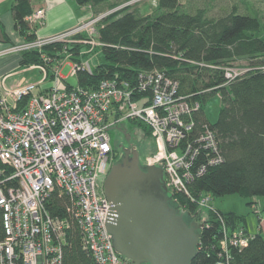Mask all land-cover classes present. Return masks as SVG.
I'll return each mask as SVG.
<instances>
[{
    "label": "built area",
    "instance_id": "obj_1",
    "mask_svg": "<svg viewBox=\"0 0 264 264\" xmlns=\"http://www.w3.org/2000/svg\"><path fill=\"white\" fill-rule=\"evenodd\" d=\"M111 12L4 50L41 52V63L27 66L39 70L41 80L11 86L0 82V264H63L68 216L96 264H133L111 243L104 226L110 206L102 187L98 192L99 178H105L115 162L109 130L125 121H138L149 129L156 151L142 163L162 166L165 185L175 200L176 194L184 193L192 201L185 183L222 161L213 131L205 124L195 131L192 115L199 104L179 95L178 82L163 72L140 71L134 83L102 79L94 89L65 82L79 72L92 75L84 58L104 46L97 25ZM44 17L45 9L38 8L25 21L33 27ZM59 43L63 57L59 52L56 57L42 53L44 46ZM75 45L83 46L76 55L66 50ZM75 57L79 60L71 59ZM65 66L69 68L62 75ZM246 71L228 66L224 79L233 80ZM49 77V87L37 92ZM200 154L203 161L195 165ZM54 192L67 197L66 217L51 215L45 205ZM209 200L208 195L202 197L198 208ZM222 233L220 249L226 258L230 246L243 248L252 236L243 229L228 233L224 227Z\"/></svg>",
    "mask_w": 264,
    "mask_h": 264
},
{
    "label": "trees",
    "instance_id": "obj_2",
    "mask_svg": "<svg viewBox=\"0 0 264 264\" xmlns=\"http://www.w3.org/2000/svg\"><path fill=\"white\" fill-rule=\"evenodd\" d=\"M78 6H89L94 15L120 6L115 0H74ZM131 0H125L127 3ZM137 3V2H136ZM11 11L16 30L26 41L35 38L33 27L25 16L32 13L31 0H13ZM258 17L235 10L210 17L205 10L186 11L179 0H155L152 11L140 14L135 3L113 10L97 25L101 59L92 75L79 72L76 83L94 89L102 79L134 83L143 70H158L178 82V94L188 102H197L199 110L192 118L195 131L207 125L215 134L222 161L208 166L203 175L185 183L184 193L175 198L181 209L197 220V201L204 196L238 194L246 199L258 197L264 213V32ZM83 46L66 48L76 55ZM98 49V48H97ZM62 44H50L42 53L56 57ZM41 52L23 51L21 65L41 63ZM72 60H79L77 57ZM245 60L247 71L226 81L223 69L233 62ZM230 67V66H229ZM232 67V66H231ZM71 86V85H69ZM218 95L220 109L215 123L210 124L202 111L207 98ZM139 127L149 134L141 123ZM200 154L195 165L201 164ZM143 160H141L142 162ZM256 209L255 202L249 203ZM53 216L66 217L68 200L54 192L45 203ZM183 207V208H182ZM215 209V208H214ZM254 209V210H255ZM63 246V264H96L81 242L76 224L71 220ZM222 220V222H221ZM243 217L218 209L208 211L202 224L197 254L191 264H264V235L251 234L243 248L230 246L228 257L220 249L222 228L228 233L246 228Z\"/></svg>",
    "mask_w": 264,
    "mask_h": 264
},
{
    "label": "water",
    "instance_id": "obj_3",
    "mask_svg": "<svg viewBox=\"0 0 264 264\" xmlns=\"http://www.w3.org/2000/svg\"><path fill=\"white\" fill-rule=\"evenodd\" d=\"M102 190L110 206L104 226L120 256L133 264H191L202 221L197 223L173 199L162 166L143 164L139 152L127 144Z\"/></svg>",
    "mask_w": 264,
    "mask_h": 264
},
{
    "label": "rangeland",
    "instance_id": "obj_4",
    "mask_svg": "<svg viewBox=\"0 0 264 264\" xmlns=\"http://www.w3.org/2000/svg\"><path fill=\"white\" fill-rule=\"evenodd\" d=\"M115 1L120 4V6H118L117 8H120L127 4L135 3V8L142 15L150 13L152 11V7L155 5V0H131L127 3H124L125 0H115ZM179 2L181 4V7L186 11L194 12L197 9H203L205 10L207 16L210 17L221 16L228 13L231 10H235L240 14L256 16L259 18L263 28L262 31L264 32V0H179ZM93 15L94 14L89 16L88 19ZM99 48L95 49L92 53L86 55L84 58V59H88L93 69L101 59V52ZM68 62L69 61H67V63ZM227 66H232L242 69L250 67L249 62L245 60H238ZM68 68H69L68 66H65L62 69L61 74L65 75L68 71ZM65 82L73 86L76 84V78L75 77L68 78ZM142 104H143V100H140L137 103L138 108H140ZM219 109H220V100L218 95H212L211 97L207 98L206 101L204 102L202 106V111L206 117V120L210 124L215 123V121L217 120ZM136 122L140 123L138 121L128 120L117 125L116 128L110 129L109 134L111 137V144L112 147L114 146V148H116V150H118L119 153L121 152L122 146L126 148L127 144H130L131 148L136 149L139 152V155L142 158H144L145 156L151 155L156 151V143L150 132L148 134L143 129V127H139L138 125H136ZM127 136L129 138L128 140H127ZM118 158L117 155H115V161L118 160ZM103 180L104 177H100L98 180L100 187V189L98 190L99 193H101ZM209 198L210 200L208 201V204L206 206H204L203 208H197L196 213H198L199 217H197V220H195L196 222L199 223L202 221L203 224L204 220L208 215V211L210 210V207H212L222 212H226V213L233 212L236 215L243 217V221L240 222V225L244 226L250 233L257 232L259 223H261V230L262 232H264V213L263 216L260 218L259 223L257 217L262 209L260 198L253 197L251 200V199H246L238 194H228V195L216 196V197L209 196ZM251 201L255 202L256 209L249 204ZM262 234L264 235V233Z\"/></svg>",
    "mask_w": 264,
    "mask_h": 264
},
{
    "label": "crops",
    "instance_id": "obj_5",
    "mask_svg": "<svg viewBox=\"0 0 264 264\" xmlns=\"http://www.w3.org/2000/svg\"><path fill=\"white\" fill-rule=\"evenodd\" d=\"M12 1L0 0V82L4 80L7 86L21 82H39L41 80L39 70L22 66L20 54L4 53L10 45L25 40L15 28L11 11ZM38 8L45 9V17L42 24L33 26L32 30L36 37H48L68 30L93 14L89 6H78L74 0H31L32 11ZM49 81L50 77L38 86L36 91H44L49 87ZM258 230H261V223Z\"/></svg>",
    "mask_w": 264,
    "mask_h": 264
},
{
    "label": "flooded vegetation",
    "instance_id": "obj_6",
    "mask_svg": "<svg viewBox=\"0 0 264 264\" xmlns=\"http://www.w3.org/2000/svg\"><path fill=\"white\" fill-rule=\"evenodd\" d=\"M127 139H129L128 136H127ZM112 151H113V153H114L115 155H117V158L120 157L121 152L119 153L118 150H116V148H114V146L112 147ZM142 159H143V158L140 156V160H142ZM197 223H198V222H197Z\"/></svg>",
    "mask_w": 264,
    "mask_h": 264
}]
</instances>
